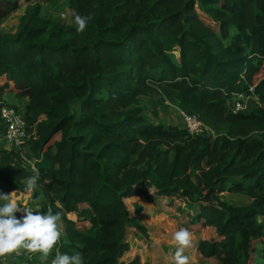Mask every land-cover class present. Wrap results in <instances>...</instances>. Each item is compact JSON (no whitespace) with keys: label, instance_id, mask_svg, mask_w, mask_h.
Instances as JSON below:
<instances>
[{"label":"trees","instance_id":"1","mask_svg":"<svg viewBox=\"0 0 264 264\" xmlns=\"http://www.w3.org/2000/svg\"><path fill=\"white\" fill-rule=\"evenodd\" d=\"M50 1L0 0V21L24 7L17 32H0V108L6 93L27 99L23 149L33 160L0 151V183L25 193L38 175L32 201L62 214L50 255L125 264L126 232L145 227L124 200L144 197L173 205V219L202 238L199 257L264 264V0H67L70 22L55 23L41 18ZM77 14L90 17L83 32ZM238 95L246 109L233 113ZM142 98L155 119L171 105L213 137L151 122ZM225 193L251 202L228 206ZM30 257L24 264L41 260Z\"/></svg>","mask_w":264,"mask_h":264},{"label":"rangeland","instance_id":"2","mask_svg":"<svg viewBox=\"0 0 264 264\" xmlns=\"http://www.w3.org/2000/svg\"><path fill=\"white\" fill-rule=\"evenodd\" d=\"M24 7L17 9L16 11L9 14L2 21H0V32L4 35H11L17 32L20 19L23 15ZM197 14L201 21L211 27L213 30L217 31L218 26L204 13L197 11ZM71 10L68 5L67 0H51L48 3H45L42 9L41 18L55 23V20H64L65 22H70ZM177 55L178 53H175ZM264 77V72H262L259 78ZM3 98L7 104L18 105L22 110L26 104V101L23 99L19 101L11 93H6ZM141 107L143 109V114L147 118L156 124H161L163 126L174 125L182 128V115L180 110L174 106L167 105V108H158V118L155 119L152 116L153 104L150 98H142ZM78 104L72 106V113L77 116L78 114ZM209 136L210 135L208 134ZM4 151V150H0ZM9 152V151H7ZM12 152V151H10ZM14 152V151H13ZM27 149L20 150V156L25 160V163L28 166L33 165V160L27 158ZM235 181L232 179L230 183ZM3 184L0 183V193L12 194L13 198L17 200L21 207L31 208L33 210H39L36 202L32 201V192L26 191L25 193L19 192H10L6 193L3 191ZM151 192V191H149ZM220 201L229 205H242L246 204L248 201L242 196L225 193L220 196ZM4 201H0V204ZM124 203L132 217H135L137 222L145 227L144 232H139L134 228H129L126 232V239L130 242V247L133 250L134 256H139L140 259H143L142 264H174L173 257L176 251L175 241L173 240V234L179 230L184 224L181 220L175 221L173 219L174 208L173 205L170 209L162 206L160 203L150 202L147 198L144 197H135L133 199L124 200ZM186 200H182L181 208H185ZM180 213V212H179ZM16 214H23V212H18ZM191 217V216H190ZM262 223V221H260ZM202 241V238L198 235L193 234L192 246L189 248V257L190 264H217L214 259L205 260L204 257H199L198 251L199 243ZM30 253L14 252L12 254L5 255L0 257V264H24L23 260H32V257L29 256ZM18 256V257H17ZM19 258V259H18ZM149 261V263H148ZM43 260H40L38 264H42Z\"/></svg>","mask_w":264,"mask_h":264},{"label":"clouds","instance_id":"3","mask_svg":"<svg viewBox=\"0 0 264 264\" xmlns=\"http://www.w3.org/2000/svg\"><path fill=\"white\" fill-rule=\"evenodd\" d=\"M89 20L90 17L77 14V31H85ZM38 179L36 174L28 177L26 191H34ZM0 201H4L0 204V257L23 249L30 253H40L41 260L47 261L62 236V214L53 213L51 209L45 213L21 207L12 194L0 193ZM21 211L23 216L17 218L15 214ZM172 238L176 245L174 264H190V257L185 255V250L192 246V232L187 228H180ZM51 264H85V261L80 252L69 255L57 251Z\"/></svg>","mask_w":264,"mask_h":264},{"label":"built area","instance_id":"4","mask_svg":"<svg viewBox=\"0 0 264 264\" xmlns=\"http://www.w3.org/2000/svg\"><path fill=\"white\" fill-rule=\"evenodd\" d=\"M246 98L238 95L231 103L230 109L233 113L246 109ZM182 128L191 136L213 135V132L203 125L197 116L181 112ZM0 150L20 151L27 143L30 135L26 131L24 112L18 105L5 104L0 108ZM30 256V255H29ZM55 256H49L42 264H51Z\"/></svg>","mask_w":264,"mask_h":264},{"label":"crops","instance_id":"5","mask_svg":"<svg viewBox=\"0 0 264 264\" xmlns=\"http://www.w3.org/2000/svg\"><path fill=\"white\" fill-rule=\"evenodd\" d=\"M3 100H5V98H3ZM24 101H27V99L25 98ZM180 113H181V111H180ZM242 197H244V196H242ZM133 198H135V197H132V198H129V199H133ZM244 198L247 199L248 202L246 204H242V205H247V204H249L251 202V200L248 199L247 197H244ZM129 199H127V200H129ZM126 241L130 244V242L127 239H126ZM134 257L135 256L133 254V250L130 247V250L122 257L121 261H123L125 264H128L129 262H131L134 259ZM142 261H143V259H140L141 264H142ZM148 263H149V261H148Z\"/></svg>","mask_w":264,"mask_h":264}]
</instances>
